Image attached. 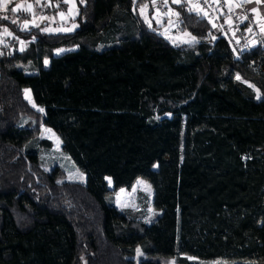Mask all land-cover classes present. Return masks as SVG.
I'll use <instances>...</instances> for the list:
<instances>
[{"label": "trees", "instance_id": "16d2710c", "mask_svg": "<svg viewBox=\"0 0 264 264\" xmlns=\"http://www.w3.org/2000/svg\"><path fill=\"white\" fill-rule=\"evenodd\" d=\"M143 1L75 0L68 32L25 27L18 0L0 10V264H264V47L236 58L187 1L160 22ZM41 125L83 182L43 168ZM137 178L150 200L118 209Z\"/></svg>", "mask_w": 264, "mask_h": 264}, {"label": "rangeland", "instance_id": "374dc122", "mask_svg": "<svg viewBox=\"0 0 264 264\" xmlns=\"http://www.w3.org/2000/svg\"><path fill=\"white\" fill-rule=\"evenodd\" d=\"M65 2L66 7L63 15L61 13H58V18L59 21L57 20V14L56 12L51 13V12H46L45 7L48 4V0H18V3H15L12 5V7H16L17 5H20L21 7H18L17 9H25L26 11L29 12L30 14V20L23 22L25 25L27 24H38L42 22H47L45 29L49 31H63V32H68L74 29L76 26L75 22L69 21L70 18L74 17V15L77 12V6L75 0H62ZM155 1V0H153ZM151 1V3H153ZM173 2V0H171ZM188 2V4L191 6L192 9L199 11L198 7L193 4L191 0H185ZM229 4V2H232L233 4L235 2L241 1V0H226ZM155 3V2H154ZM9 4V3H8ZM31 5V10H29L28 6ZM147 5L148 2L144 0L142 4L139 7V13L140 15L147 20L148 22L152 18L156 22H160L162 19V14L164 12V7L160 9L159 11L157 9H153L150 14L147 12ZM158 7V3L154 5ZM25 7V8H24ZM3 5L0 6V10H3ZM56 23H52V22ZM10 36L9 32H5V30L0 32V42L4 41L5 36ZM164 35L167 36V38L172 42V43H180L183 41H192L194 40V36L187 30V29H179L176 30L175 32L168 33L167 31H164ZM24 44V41L19 42V46L21 47ZM61 48L55 49V53H60L62 52ZM236 78V75L229 74V79L233 80ZM30 90L29 88H24L23 89V96L24 98L28 101V103L35 108L36 110L43 109L42 107L36 105L33 102L32 97L29 95ZM43 112V111H40ZM39 136L41 138H46L47 140L50 141L51 146L49 149H43V151L40 154V160L42 163V166L44 169L49 170L53 166H59L62 168L65 172V177L68 180H75V181H81L83 182L85 179L84 173H82L79 169H77L73 162L70 160L68 156L62 153L61 151V141L58 135L48 126L41 125L40 127V133ZM165 159L167 158L166 156L164 157ZM157 164H154L153 167H156ZM108 186L111 187V182L108 177H106ZM138 192H142L143 196L148 197L150 200L152 196V188L149 184V182L143 178H137L131 187L129 188H118L114 192V204L115 206L122 210L125 208H137L139 206V200H138ZM143 200V199H141ZM148 212H151L152 209L149 206L148 207ZM145 220L148 221V217L145 218ZM192 258V257H188Z\"/></svg>", "mask_w": 264, "mask_h": 264}, {"label": "built area", "instance_id": "2783aa9c", "mask_svg": "<svg viewBox=\"0 0 264 264\" xmlns=\"http://www.w3.org/2000/svg\"><path fill=\"white\" fill-rule=\"evenodd\" d=\"M153 1V0H151ZM196 5L202 17L208 21L215 36H220L226 42L234 57L250 47L263 45V33L260 31L258 23L253 15L246 11H234L226 7V0H191ZM155 2V3H154ZM158 11L166 7L163 13L169 14L166 0H155L153 5ZM180 28L178 22L168 25L165 31L175 32ZM251 29V31H249ZM248 66L252 69L260 68V63L255 54L248 58Z\"/></svg>", "mask_w": 264, "mask_h": 264}, {"label": "crops", "instance_id": "0c3cea01", "mask_svg": "<svg viewBox=\"0 0 264 264\" xmlns=\"http://www.w3.org/2000/svg\"><path fill=\"white\" fill-rule=\"evenodd\" d=\"M11 1L12 0H6L7 4L10 3ZM169 1L172 2L171 0ZM3 3H4V0H0V6H2ZM226 7L231 10L237 11V12L246 11L248 14L253 15L256 19V22L258 23L260 31L263 33V40H264V0H261L260 3H257L256 0H241V1L235 2L234 4L232 2H229L228 4V2L226 1ZM253 9H255L256 11H253ZM61 12H64V10L56 11L58 21L60 19L58 18V13H61ZM52 23H56V22L54 21ZM262 47H264V42H263ZM230 74L234 75L233 73H230Z\"/></svg>", "mask_w": 264, "mask_h": 264}, {"label": "snow or ice", "instance_id": "6c2138e0", "mask_svg": "<svg viewBox=\"0 0 264 264\" xmlns=\"http://www.w3.org/2000/svg\"><path fill=\"white\" fill-rule=\"evenodd\" d=\"M173 2H174V3H179V0H173ZM256 2H257V3H260L261 0H256ZM18 7H21V6H20V5H17L16 7H14V8L12 9V11H16V9H17ZM3 8H4L5 10L7 9V2H6V0H4ZM28 8H29V10H31V5H29ZM253 11H256V10L253 9ZM61 15H63V13H61ZM4 19H7V17H4ZM13 23H15V21H13ZM25 27H27V23L25 24ZM249 31H251V29H249ZM5 32H7V29H5ZM9 34H10V33H9ZM61 51H63V50H61ZM45 63H47V61H45ZM239 78H240V77L238 76L237 79H239ZM258 98H259V96H258ZM40 111H43V109H40Z\"/></svg>", "mask_w": 264, "mask_h": 264}, {"label": "water", "instance_id": "95a60500", "mask_svg": "<svg viewBox=\"0 0 264 264\" xmlns=\"http://www.w3.org/2000/svg\"><path fill=\"white\" fill-rule=\"evenodd\" d=\"M169 24H170V21H166V23L163 26V29L165 30L168 27Z\"/></svg>", "mask_w": 264, "mask_h": 264}]
</instances>
